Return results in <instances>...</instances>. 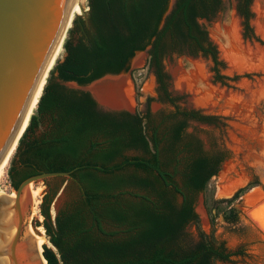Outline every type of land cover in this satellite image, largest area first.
<instances>
[{"label":"trees","instance_id":"1","mask_svg":"<svg viewBox=\"0 0 264 264\" xmlns=\"http://www.w3.org/2000/svg\"><path fill=\"white\" fill-rule=\"evenodd\" d=\"M235 1L243 38L260 43L250 25L252 0ZM88 6L89 42L82 37L64 42L66 55L50 71L15 148L19 165L8 172L13 190L41 172L71 173L72 179L43 181L39 214L50 246L43 245L39 256L45 264L228 261L231 254L222 243L193 242L184 232L197 220L196 194L217 175L225 156L202 152L199 141L185 131L189 121L212 124L218 118L179 108L162 64L171 54L200 56L210 59L215 83L240 78L220 73L217 48L199 23L216 16L221 0H176L166 16L169 0H88ZM147 47L158 99L174 107L157 116L158 125L149 109L144 116L106 112L89 93L60 83L84 86L120 73L136 51ZM42 122L46 127L38 133ZM250 186L238 189L232 199ZM60 190L64 202L53 216ZM175 195L182 197L180 205Z\"/></svg>","mask_w":264,"mask_h":264},{"label":"rangeland","instance_id":"2","mask_svg":"<svg viewBox=\"0 0 264 264\" xmlns=\"http://www.w3.org/2000/svg\"><path fill=\"white\" fill-rule=\"evenodd\" d=\"M87 7L88 0L84 3V9ZM251 12L250 25L260 43L243 38L235 0H221V9L212 20H199L223 63L220 73L229 78L240 76L237 81L215 83L211 72L212 63L208 58L171 54L162 61L169 77L168 90L176 98V105L181 109L199 110L218 118L212 124L189 121L185 131L186 135L199 141L202 152L225 154L217 175L208 181L203 192L195 196L194 212L197 220L189 223L184 230L193 242L203 238L215 244L222 243L231 254L228 261L214 260L212 264H264V0H252ZM82 14L79 12L74 21L82 18ZM232 29L235 34L230 32ZM69 31L65 40H77L79 32L75 25ZM148 50L149 47L135 54L127 72L114 77L124 79L127 83L128 104L110 106L99 101L102 109L144 116L148 105L155 117L174 111L172 105L158 99L155 77L145 67ZM65 55L63 48L55 65L62 62ZM62 85L70 88L68 83ZM160 118L157 117L156 125ZM45 127L42 122L38 133ZM137 154L128 153L129 156ZM18 165V152L15 149L8 162V172L12 166ZM5 182L6 193L13 198L15 191L8 173ZM249 183L251 186L246 191L232 199L238 189ZM31 190L40 191V204L45 185L43 182L35 183L31 185ZM63 202L60 196L57 207ZM175 202L180 203L179 195H175ZM30 209L31 206L24 215L22 232L27 222V239L33 241L36 228L42 227L43 218L39 214V206L37 213ZM55 212L52 207L53 216ZM38 223L40 226H36ZM38 235L42 239L41 250L43 245L50 246L45 235Z\"/></svg>","mask_w":264,"mask_h":264},{"label":"water","instance_id":"3","mask_svg":"<svg viewBox=\"0 0 264 264\" xmlns=\"http://www.w3.org/2000/svg\"><path fill=\"white\" fill-rule=\"evenodd\" d=\"M175 1L169 0L165 16ZM75 2L76 0H0V162L19 134ZM74 24L73 20L72 25ZM126 72L127 70H123L119 74H106L84 86L73 81L60 83H68L71 89L89 93L101 110L116 112L102 109L94 89L99 83L107 79L115 80L114 77L123 76ZM50 179H72V176L70 172H41L25 179L14 190L12 207L8 197L0 198V218L2 213L13 210L16 227L13 238L6 245L0 237V264H5L2 261L5 257L9 258L10 264H43L34 244L22 240L21 236L24 215L29 208L28 186ZM61 192L62 190L54 201V211L59 204ZM42 258L44 259L43 255ZM44 261L46 262L45 259Z\"/></svg>","mask_w":264,"mask_h":264},{"label":"bare ground","instance_id":"4","mask_svg":"<svg viewBox=\"0 0 264 264\" xmlns=\"http://www.w3.org/2000/svg\"><path fill=\"white\" fill-rule=\"evenodd\" d=\"M86 0H76V2L74 3V5L72 6V9L68 15V19L66 21V26L65 29L63 31L62 36L60 37V40L58 42V44L56 45L54 52L52 54L51 60L49 62V65L47 67V70L36 90V93L32 99V102L30 103V107L28 109V113L25 117L24 123L19 131V134L16 138V140L14 141L12 147L10 148L9 152L7 153V155L5 156V158L2 160V162H0V198L2 197H8L7 195V188H5L4 183H6V177H7V173H8V162L12 156V153L15 151V148L17 147L19 140L21 139L27 125L29 122L30 117L32 116V114L35 112L42 89L45 85L46 79L48 77V73L49 71H51V69L54 67L55 63L57 62V60L60 58L62 52H63V45L64 42L66 41V36H67V32L69 31V29L72 26V22L75 18V16L77 14H79V12L84 11V3ZM229 32V31H228ZM230 32L232 34H235V32L230 30ZM229 32V34H230ZM234 32V33H233ZM236 37V36H233ZM231 39V38H230ZM231 41V40H230ZM232 42V41H231ZM234 43V42H233ZM232 59H235L233 57H231ZM139 63V61H138ZM183 73V72H182ZM193 75V74H192ZM196 77V76H195ZM191 80V79H190ZM189 81V80H188ZM200 85V84H199ZM95 95H97L96 97H98L100 102H103L104 104H108V105H112V106H122V105H127L128 104V89H127V83L124 81V79H107L101 83H99L98 85L95 86L94 89ZM108 101V102H105ZM33 184H30L28 186V194H29V203L28 205L31 206V211L33 213H37L38 212V206H39V190H31L30 191V187ZM10 199V207L13 206L14 203V198H15V193L13 195V198H10V196L8 197ZM29 209V208H28ZM27 209V210H28ZM28 224L27 222L24 223V228H23V232H22V236L21 239H25L27 241H30L34 244L37 252L38 250L40 251V244L42 242L41 237L38 235V233L43 236L45 235L44 233V229L42 227H38L36 228L35 232V238L33 241L27 239L28 237ZM16 231V227L14 224V211L10 210V212L8 213H2L1 214V218H0V237L2 239V243L4 245H6L14 236ZM43 249V248H42ZM39 256V254H38ZM40 259L42 260V263H44L41 255L39 256ZM2 261H4L5 264H10L9 263V258L5 257L2 259Z\"/></svg>","mask_w":264,"mask_h":264},{"label":"flooded vegetation","instance_id":"5","mask_svg":"<svg viewBox=\"0 0 264 264\" xmlns=\"http://www.w3.org/2000/svg\"><path fill=\"white\" fill-rule=\"evenodd\" d=\"M88 12H89V6L86 8V9H84V13L82 14V18H77L76 19V21H75V27L78 29V34H79V36H78V39L79 38H81L82 37V40L85 42V44H88V42H89V35L87 34V32H86V30H89V31H91V29H90V25H89V22H88ZM146 50V49H145ZM145 50H142V51H136L135 53H134V56H135V54L137 53V52H143V51H145ZM148 52H149V50L147 51V57H146V60H145V67L147 68V59H148ZM133 56V57H134ZM132 57V58H133ZM131 58V59H132ZM130 59V60H131ZM130 62V61H129ZM128 65H129V63H128ZM126 70H128V66H127V69ZM147 70H148V68H147ZM121 73V72H120ZM117 74H119V73H117ZM156 82V81H155ZM146 108L148 109L149 107H148V105L146 106ZM146 109V110H147ZM170 188V187H169ZM171 189V188H170ZM181 202H182V197L180 196V203L178 204V205H180L181 204Z\"/></svg>","mask_w":264,"mask_h":264}]
</instances>
